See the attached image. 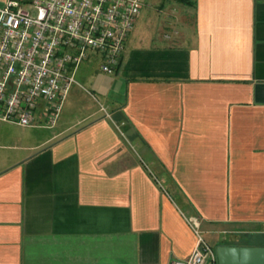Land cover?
Wrapping results in <instances>:
<instances>
[{
	"label": "crops",
	"instance_id": "1",
	"mask_svg": "<svg viewBox=\"0 0 264 264\" xmlns=\"http://www.w3.org/2000/svg\"><path fill=\"white\" fill-rule=\"evenodd\" d=\"M191 1L162 37L140 15L87 78L100 109L16 125L51 132L4 147L0 264H172L189 217L212 248L264 247V0Z\"/></svg>",
	"mask_w": 264,
	"mask_h": 264
},
{
	"label": "built area",
	"instance_id": "2",
	"mask_svg": "<svg viewBox=\"0 0 264 264\" xmlns=\"http://www.w3.org/2000/svg\"><path fill=\"white\" fill-rule=\"evenodd\" d=\"M146 0H0V122L54 128L84 63L106 75L121 66L127 41ZM197 245L172 264H218L187 218Z\"/></svg>",
	"mask_w": 264,
	"mask_h": 264
},
{
	"label": "rangeland",
	"instance_id": "3",
	"mask_svg": "<svg viewBox=\"0 0 264 264\" xmlns=\"http://www.w3.org/2000/svg\"><path fill=\"white\" fill-rule=\"evenodd\" d=\"M180 5L181 3L176 0H146L137 25H140L142 31L156 33L157 36L162 37L166 32L171 31V29H166V21L170 20L177 28H180ZM97 67H99L98 62L84 63L80 67L76 74V80L80 86L75 85L72 88L57 124L65 121H76L78 118L83 117L89 109L98 110L101 108L103 101L97 98L98 96L94 99V94L91 91V86L87 79L90 75L97 76L98 74H102L101 71L97 70ZM50 132V130L44 129H24L16 125L0 122V160L2 157L14 153L4 147L13 145L15 140L19 138H36L39 135L44 136V134H49ZM245 241L250 245L264 243V240L259 242L256 240L253 242L252 240L246 239ZM213 249L216 251L215 246H213Z\"/></svg>",
	"mask_w": 264,
	"mask_h": 264
},
{
	"label": "water",
	"instance_id": "4",
	"mask_svg": "<svg viewBox=\"0 0 264 264\" xmlns=\"http://www.w3.org/2000/svg\"><path fill=\"white\" fill-rule=\"evenodd\" d=\"M218 264H264V247L219 246Z\"/></svg>",
	"mask_w": 264,
	"mask_h": 264
},
{
	"label": "trees",
	"instance_id": "5",
	"mask_svg": "<svg viewBox=\"0 0 264 264\" xmlns=\"http://www.w3.org/2000/svg\"><path fill=\"white\" fill-rule=\"evenodd\" d=\"M21 1H23V2H29L30 0H21ZM176 1H178V2H180V3H184V4H189V5H191L192 7H196V3H195V1H191V0H176Z\"/></svg>",
	"mask_w": 264,
	"mask_h": 264
}]
</instances>
